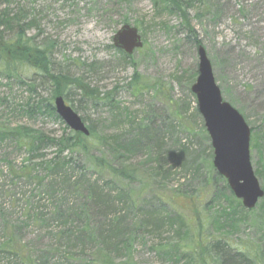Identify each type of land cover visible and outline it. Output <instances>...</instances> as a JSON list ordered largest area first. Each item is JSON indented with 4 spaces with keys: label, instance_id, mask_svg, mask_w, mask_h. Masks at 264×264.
<instances>
[{
    "label": "rangeland",
    "instance_id": "obj_1",
    "mask_svg": "<svg viewBox=\"0 0 264 264\" xmlns=\"http://www.w3.org/2000/svg\"><path fill=\"white\" fill-rule=\"evenodd\" d=\"M12 2L11 14L21 5L34 20L28 36L38 43L52 42V71L77 80L79 86L72 85L63 96L69 106L78 109L86 126L96 131L101 146L88 154H74L70 183L55 186L54 190H60L53 193L47 187L48 179L41 185L18 177L27 162V151L12 142H0V249L10 236L24 249L22 260L0 250V264H88L89 260L105 264V246L97 238L89 243H84L83 237L82 241L64 238L65 224L81 234L88 221L83 207L92 233L124 216L123 226L132 233L131 247L116 251L109 246L112 252L108 257L113 264H189L175 257L179 254L175 246L186 238V232L179 235L166 218L192 217L189 207L194 193L201 194L202 204L208 208L212 221L208 232L213 237L228 235L238 249L246 244L264 249V197L248 209L230 192L213 166L211 140L191 90L198 76L197 50L202 45L223 99L251 129L250 161L264 189V0ZM4 9L0 7V34L8 42L14 33L4 25ZM124 24L136 26L143 41V47L129 57L113 46V36ZM135 74L140 80L155 83L159 90L135 94L133 88L139 83ZM8 75L11 73L0 69V126L42 130L52 136L67 133L63 120L27 112L32 93L33 103L40 96L50 95L47 79L33 70L28 75L23 73L27 78L23 84ZM148 133L151 141L144 138ZM116 136L119 145L133 138L139 140L133 153L121 161L136 172L134 182L115 180L110 171L93 165L94 157H103L113 167H121L114 160L115 153L112 155L118 145L109 143ZM159 140L162 142L157 146ZM55 152V148L47 149L44 159L52 158ZM39 174L43 177L45 173ZM67 176L55 179L63 183ZM75 178L84 179L83 188L87 180L97 182L102 195L114 202L106 210L93 206L84 190L76 187ZM133 194L138 200L128 207V195ZM59 195L69 223L55 218ZM234 200L241 207L235 206ZM40 212L42 221L35 219ZM150 212L159 213L164 221L160 230L137 229V220L150 217Z\"/></svg>",
    "mask_w": 264,
    "mask_h": 264
},
{
    "label": "trees",
    "instance_id": "obj_2",
    "mask_svg": "<svg viewBox=\"0 0 264 264\" xmlns=\"http://www.w3.org/2000/svg\"><path fill=\"white\" fill-rule=\"evenodd\" d=\"M12 1L13 0H0V7L5 8L3 12L5 13V18H3L4 25L10 28V30L14 33L11 41L4 42L2 40L3 43H0V67H2L0 69L11 73L10 76H7L8 78L17 77V79L20 80L19 83L22 84L27 83V78L23 75V73L28 75L32 70L34 72H38L42 78L47 79L46 81L51 87L50 95L45 97L40 96L33 103L34 98L32 93L29 97V101L27 102V112H33L34 114L41 115L48 114L56 121H59L60 118L53 105L54 96L67 95L69 87L72 85L79 86V84L75 83V81H77L75 77L62 73H54L52 71L53 63L51 55L53 44L51 41L38 43L34 40L33 36H28V29L33 27L32 22L34 20L30 18L28 10L23 8L21 5L17 6V12L11 14L10 4L13 3ZM117 50L122 55L127 56L123 51L119 49ZM17 68L23 69V73L18 72L19 70ZM135 77H133L135 78V81L139 80V83L133 88L135 94L139 95L144 90H159L155 88V83H151L148 80H140L137 78L138 74H135ZM140 89L141 91L138 92ZM33 90L34 88L31 86L29 91L32 92ZM8 127L9 126H0V142H12L18 148L26 150L28 153V158L26 159L27 162L19 169L18 177H23L41 185H43V183L48 179L47 187L53 193H57L60 190H57L59 185L70 183L72 176L68 174L70 171L73 173L75 170V166L72 164V156L74 154H88L89 150H97L101 146L100 139L97 137L96 131L91 126H89V135L73 131L69 129V127H66L68 129L67 133L60 136L47 135L42 130L28 129L20 126H17L16 128ZM150 137L149 133L144 136V138L148 139V141H151ZM161 142L162 140H159V144L157 146H159ZM109 143L112 144V146H114L115 143L118 145L115 149H113L114 152L112 155L115 153L114 160L120 162L121 167H113L112 164L103 157H94L93 165L95 168L102 171H110L115 180H126L127 182L136 181L138 178L136 172L124 166L123 163L125 161H121L122 159L127 158L128 154L133 153L135 147H138L139 140L137 138H133L130 142L128 141L119 145L116 136ZM110 144H107V146L109 147ZM49 148L56 149L55 155L50 159H44L46 157L45 151ZM66 152H68L69 155L65 154ZM36 159H38L37 162ZM131 171L134 173H131ZM39 172L41 174L45 173L42 175L43 177L40 176ZM64 176L67 177L63 183H58L55 179H62ZM75 185L76 187H79V191L82 189L84 190L86 200L95 207H99V205H101V207L106 210L107 205L114 202V200L106 199L105 196L102 195V192L98 190L99 187L97 182L90 184V181L87 180L85 183L87 187L83 188L84 179L79 178L76 179ZM146 185H148V182ZM55 186L57 187L54 190ZM230 192L232 193L231 190ZM134 195L135 194L128 195V200L131 202L128 207L132 206L134 201L138 200V197H134ZM59 196L60 199L57 198L55 206V214L57 215L55 218H62L61 220L65 221V223H69L70 217L66 214V210L62 209L66 208V206L62 203V196ZM118 196H123L122 192L118 193ZM117 199L120 200L119 198ZM190 199L192 205L189 207V210L193 215L192 217L184 218L181 216V218H176L178 220L166 218L167 224L174 226L179 235H181V232L183 231L186 232V238L182 239L181 242L175 246V249H177L179 253L175 256L176 258L180 260L185 259L189 264H264V249H262L258 244H246V247L238 249L228 240V235L213 237L211 233L208 232V227L210 225L212 226V221H210V218L207 216L208 208L206 205L202 204L203 198L201 197V194L194 193ZM238 202L239 201H235V206L241 207V204ZM136 204L139 205V202L137 201ZM33 211H35V209H33ZM86 212L85 207H83L82 213L88 221H85L83 227H81V234L78 236L76 233L77 231L73 227L65 224L66 230L63 232V235L65 236L64 238H68L71 241H82L83 237L84 243H89L92 238H97L99 242H96L105 246V264H113L108 257V254L110 255L112 252L109 249V246L112 245L113 249L116 251H128L131 247L132 238L130 236L132 233L128 229V226H123L122 218L124 216H122V218H117L115 223L110 224L109 227L105 229L102 227L101 232L96 231V234L94 231L93 233L91 232V227L89 225L90 220ZM149 214L150 217L137 220V229L145 230L148 228L152 232L159 231L164 221L159 218V213L150 212ZM35 219L42 221L44 217L40 212L35 214ZM119 219L122 221H119ZM145 219H147V221H145ZM216 224L219 227L222 226L220 222H216ZM186 225L187 231L185 230ZM216 229L223 232L219 228ZM10 235H13L12 232H10ZM0 250L8 254L15 255L18 259L22 260L24 250L23 246L15 243L14 237L12 236L6 238V241H4ZM58 252L59 248L56 247L55 253L57 254ZM88 264L94 263L89 260Z\"/></svg>",
    "mask_w": 264,
    "mask_h": 264
},
{
    "label": "water",
    "instance_id": "obj_3",
    "mask_svg": "<svg viewBox=\"0 0 264 264\" xmlns=\"http://www.w3.org/2000/svg\"><path fill=\"white\" fill-rule=\"evenodd\" d=\"M113 45L130 55L143 47V41L136 26L124 24L114 34ZM198 56V76L191 90L196 96L198 110L214 149V167L226 178L230 189L242 200L243 206L252 209L264 196V189L261 188L250 161V127L244 117L223 100L211 61L202 45L198 47ZM54 107L69 128L85 135L90 134L83 119L66 104L63 97L55 99Z\"/></svg>",
    "mask_w": 264,
    "mask_h": 264
},
{
    "label": "bare ground",
    "instance_id": "obj_4",
    "mask_svg": "<svg viewBox=\"0 0 264 264\" xmlns=\"http://www.w3.org/2000/svg\"><path fill=\"white\" fill-rule=\"evenodd\" d=\"M52 43V42H51ZM59 96H61V97H63V99L65 100V102H66V99L64 98V96L63 95H57V96H54V99H53V105H54V102H55V99L57 98V97H59ZM67 103V102H66ZM72 109L80 116V114L78 113V109L76 108V109H74L73 107H72ZM81 117V116H80Z\"/></svg>",
    "mask_w": 264,
    "mask_h": 264
}]
</instances>
